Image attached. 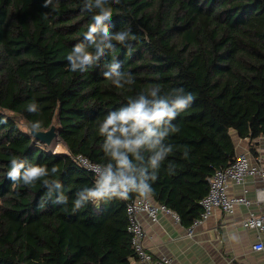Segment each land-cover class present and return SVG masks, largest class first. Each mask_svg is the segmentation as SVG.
<instances>
[{
  "label": "trees",
  "instance_id": "1",
  "mask_svg": "<svg viewBox=\"0 0 264 264\" xmlns=\"http://www.w3.org/2000/svg\"><path fill=\"white\" fill-rule=\"evenodd\" d=\"M44 4L0 0V264H131L125 201L73 211L74 193L94 182L73 157L106 163L98 122L150 85L159 84L162 94H194L172 121L179 132L165 143L173 152L148 197L189 228L200 217L208 178L235 159L231 131L251 146L264 136V0H109L113 16L105 23L112 32L130 29L134 39L114 41L84 72L69 71L66 57L88 43L95 11L84 10V0ZM114 59L134 84L117 89L104 78ZM33 102L35 113L27 111ZM36 121L37 132L55 127L64 151L49 152L30 135ZM13 157L49 173L57 167L48 178L62 184L67 205L48 200L41 207L42 181L14 187L7 177Z\"/></svg>",
  "mask_w": 264,
  "mask_h": 264
},
{
  "label": "clouds",
  "instance_id": "2",
  "mask_svg": "<svg viewBox=\"0 0 264 264\" xmlns=\"http://www.w3.org/2000/svg\"><path fill=\"white\" fill-rule=\"evenodd\" d=\"M119 4L120 0H114ZM109 0H84V10L95 11L92 23L84 33L88 42L74 45L66 57L71 72H84L94 62L114 49V41L124 44L131 37L130 29L112 32L106 21L113 16V9L108 6ZM52 4V0H45L44 6ZM91 49V50H90ZM104 78L111 81L117 89L135 83L129 73L120 71L121 64L115 59L108 65ZM195 96L183 88H174L162 94L159 84L150 85L134 97H129L126 106L109 111L97 124V133L103 137L101 145L107 162L91 165L90 170L95 173L91 186L84 187L74 193L73 211L79 210L89 202L99 204L113 198L128 200L130 193L148 198L152 194L151 182L157 179V173L166 157L173 152V145L165 141L170 133L179 132V127L172 121L194 101ZM27 111L35 113L38 106L35 102L27 106ZM6 122V121H4ZM40 121L31 125L32 130H39ZM187 156V153L184 154ZM168 171H172L169 163ZM58 172L57 167L51 173L45 166L35 165L13 157L10 160L7 177L13 186L21 183L30 186L42 181L47 189L41 207L48 200L57 205H67L68 198L63 193L62 184L56 179H49ZM54 193L55 195L53 199Z\"/></svg>",
  "mask_w": 264,
  "mask_h": 264
},
{
  "label": "crops",
  "instance_id": "3",
  "mask_svg": "<svg viewBox=\"0 0 264 264\" xmlns=\"http://www.w3.org/2000/svg\"><path fill=\"white\" fill-rule=\"evenodd\" d=\"M236 155L245 153L252 164L264 165V136L251 144L231 133ZM64 151V148H62ZM246 190L245 197L250 200L249 207L239 206L232 215H226L218 209L194 229L192 236L187 229L167 212H161L152 223L145 215H139L146 237L144 246L154 257L166 256L172 264H262L264 250L252 251L251 246L257 239L256 231L243 228L241 221L249 213L264 217V200L257 201L258 190L264 191V180L247 177L243 186L231 184L229 196H239ZM264 245V237H261ZM131 264H137L131 260Z\"/></svg>",
  "mask_w": 264,
  "mask_h": 264
},
{
  "label": "built area",
  "instance_id": "4",
  "mask_svg": "<svg viewBox=\"0 0 264 264\" xmlns=\"http://www.w3.org/2000/svg\"><path fill=\"white\" fill-rule=\"evenodd\" d=\"M73 160L83 169L90 172L95 179V173L90 170L92 163L82 155L73 157ZM247 177L264 180V165L257 163L252 164L248 155L240 153L235 156L234 161L226 168L215 171L208 178V192L200 201L201 214L200 217L193 221L187 229V235L192 236L194 229L206 221L214 209L220 210L226 215H232L239 206L249 207L250 200L245 197L246 190L239 196H229L228 189L231 184L243 186ZM257 201L264 200V191L258 190ZM125 201L127 214V232L130 235V245L136 256L137 264H172V260L166 256L154 258L144 246L146 237L145 230L138 219L139 215H145L152 223L156 222L157 216L161 212L170 213L178 222L179 218L176 214L165 208L163 205L154 203L150 198L135 197ZM243 228L254 230L257 234L258 241L251 246L252 251L262 252L264 245L261 237H264V217L256 216L253 213L241 221ZM264 264V263H262Z\"/></svg>",
  "mask_w": 264,
  "mask_h": 264
},
{
  "label": "water",
  "instance_id": "5",
  "mask_svg": "<svg viewBox=\"0 0 264 264\" xmlns=\"http://www.w3.org/2000/svg\"><path fill=\"white\" fill-rule=\"evenodd\" d=\"M30 135L33 136L36 140L39 142L45 144L46 146H50L52 143V140L57 137V133L55 132V127H50L47 131H29Z\"/></svg>",
  "mask_w": 264,
  "mask_h": 264
},
{
  "label": "rangeland",
  "instance_id": "6",
  "mask_svg": "<svg viewBox=\"0 0 264 264\" xmlns=\"http://www.w3.org/2000/svg\"><path fill=\"white\" fill-rule=\"evenodd\" d=\"M232 133V131H231ZM62 142L61 140L58 138V137H55L53 140H52V143L49 147H46V150L49 151V152H59V151H62Z\"/></svg>",
  "mask_w": 264,
  "mask_h": 264
}]
</instances>
